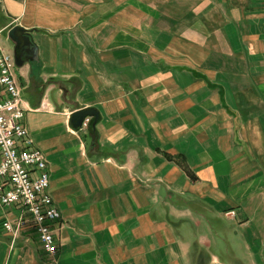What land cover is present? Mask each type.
Here are the masks:
<instances>
[{
  "label": "crops",
  "instance_id": "crops-1",
  "mask_svg": "<svg viewBox=\"0 0 264 264\" xmlns=\"http://www.w3.org/2000/svg\"><path fill=\"white\" fill-rule=\"evenodd\" d=\"M14 25L61 218L55 256L0 219V264H264V0H0Z\"/></svg>",
  "mask_w": 264,
  "mask_h": 264
},
{
  "label": "built area",
  "instance_id": "built-area-1",
  "mask_svg": "<svg viewBox=\"0 0 264 264\" xmlns=\"http://www.w3.org/2000/svg\"><path fill=\"white\" fill-rule=\"evenodd\" d=\"M15 58L0 43V219L5 231L15 238L30 228L43 251L55 256L56 224L61 212L50 196L49 170L44 153L24 126L30 110L15 72ZM89 118L83 120L87 127ZM81 128V129H82ZM17 209L12 220L9 212Z\"/></svg>",
  "mask_w": 264,
  "mask_h": 264
},
{
  "label": "water",
  "instance_id": "water-1",
  "mask_svg": "<svg viewBox=\"0 0 264 264\" xmlns=\"http://www.w3.org/2000/svg\"><path fill=\"white\" fill-rule=\"evenodd\" d=\"M9 40L14 44L13 57L15 58L16 67H23L27 62L37 61L38 45L34 42L33 32L27 30L22 26L14 25L8 29ZM88 120L87 126L90 133L91 140L94 144H97V127L96 123L101 120L100 111L96 108L82 107L79 110L74 111L70 115V121H68L69 127L74 131H80L82 128L83 120Z\"/></svg>",
  "mask_w": 264,
  "mask_h": 264
},
{
  "label": "rangeland",
  "instance_id": "rangeland-1",
  "mask_svg": "<svg viewBox=\"0 0 264 264\" xmlns=\"http://www.w3.org/2000/svg\"><path fill=\"white\" fill-rule=\"evenodd\" d=\"M7 29H9L8 26L6 28H4V30L0 27V43L3 45V47L5 48V50L7 52L9 51L10 53L13 54V52H14V44H12V42L9 40L8 30ZM21 70L22 69H20V71ZM15 71H16V68H15ZM22 90H23V88H22ZM23 95H24V92H23ZM232 214H234V213H232Z\"/></svg>",
  "mask_w": 264,
  "mask_h": 264
}]
</instances>
